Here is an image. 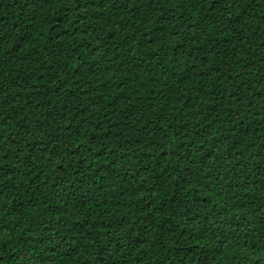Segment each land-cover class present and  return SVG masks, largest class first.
Masks as SVG:
<instances>
[{"label": "trees", "instance_id": "obj_1", "mask_svg": "<svg viewBox=\"0 0 264 264\" xmlns=\"http://www.w3.org/2000/svg\"><path fill=\"white\" fill-rule=\"evenodd\" d=\"M0 264H264V0H0Z\"/></svg>", "mask_w": 264, "mask_h": 264}]
</instances>
